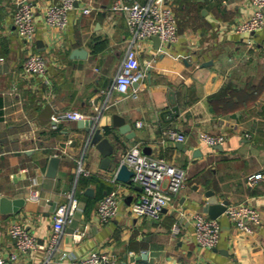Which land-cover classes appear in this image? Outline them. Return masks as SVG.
Returning <instances> with one entry per match:
<instances>
[{"label":"crops","instance_id":"0c3cea01","mask_svg":"<svg viewBox=\"0 0 264 264\" xmlns=\"http://www.w3.org/2000/svg\"><path fill=\"white\" fill-rule=\"evenodd\" d=\"M33 1L37 32L28 47L12 20L14 0H0V197L25 198L16 212L0 210V254L15 249L8 227L18 218L40 242H49L54 212L73 191L81 206L50 264H71L72 257L94 250L114 254L113 264H264V26L252 34L231 29L250 14V0H170L178 39L140 41L145 76L130 88H137V96L112 88L132 39L126 10L112 9L115 0H79L67 28L60 29L46 20L47 5L57 0ZM84 5L91 11L83 12ZM30 50L46 56L48 81L23 75ZM108 97V107L95 120L115 143L117 164L126 150L138 147L186 169L187 187L169 196L159 219L132 212L141 186L119 180L116 167H103L101 151L89 143L79 120L53 122L57 110L93 114ZM114 113L131 123L135 136L119 131ZM168 128L186 138H172L164 133ZM200 131L225 133L226 139L209 145L200 140ZM54 157L58 161L50 173ZM82 157L89 172L78 174ZM258 172L262 176L250 183L249 175ZM35 180L41 200L29 197ZM117 185L122 187L121 209L101 222L95 215L98 200ZM209 189L221 201L257 206L262 223L241 232L223 212L218 246H199L192 213L208 214ZM176 220L180 229L174 234ZM44 254V249L22 252L13 264H42Z\"/></svg>","mask_w":264,"mask_h":264},{"label":"built area","instance_id":"2783aa9c","mask_svg":"<svg viewBox=\"0 0 264 264\" xmlns=\"http://www.w3.org/2000/svg\"><path fill=\"white\" fill-rule=\"evenodd\" d=\"M79 0H57L47 5L46 20L51 26L66 29L69 23V13L77 6ZM252 10L248 16L231 27L233 31L241 34H252L264 26V0H250ZM227 4L228 0H222ZM91 5H84L83 12L91 11ZM112 9H121L128 12V25L132 32L131 42L122 58L119 70L114 77L112 88L122 94L132 93L137 96V88L131 90V85L141 81L145 71L140 66L138 46L141 40L158 35L162 40L174 42L178 39L177 17L170 0H148L141 2L134 0L127 3L123 0H115ZM36 5L33 0H14L12 20L18 34L23 37L28 47H31L36 38ZM22 73L28 78H42L48 81L46 56L35 50H30L23 62ZM103 94H110V90L102 89ZM110 97L105 98L104 104L98 105L93 114L79 109L57 110L53 115L54 124L65 120H80L98 118L102 111L108 107ZM142 125L141 121L137 122ZM164 133L183 141L186 136L174 128L164 130ZM199 138L209 145L224 143L225 133L200 131ZM122 162L126 163L133 171L131 180L141 186L137 198L131 204L132 212L139 217L159 219L163 210L169 206V196L175 195L187 187L188 175L186 169L160 155L142 153L140 148L132 147L123 154ZM78 174L88 173L84 165V158L78 159L76 167ZM262 176L261 172L250 174L248 179L252 183ZM117 182L116 177L111 178ZM166 182V184H165ZM38 180L33 183L29 197L41 200L42 194L37 186ZM121 185L113 187L99 200L95 208V215L101 222L110 221L118 215L121 209ZM68 199L60 203L54 212L53 231L49 242H40L37 236L30 231L21 219L13 220L8 232L15 240V249L8 255L0 254V264H13L20 253L44 249L42 264H50L55 260L59 249V242L65 227L74 219L76 211L81 206V199L71 191ZM224 213L234 222L241 232H252L262 223L260 209L245 201L228 202ZM194 221L195 240L199 246L214 248L218 246L222 224L219 217H211L203 211L192 213ZM180 229V223L176 220L172 225V231L176 234ZM65 256V255H64ZM114 254L99 250L91 251L83 256L72 257L71 264H106L116 263Z\"/></svg>","mask_w":264,"mask_h":264},{"label":"water","instance_id":"95a60500","mask_svg":"<svg viewBox=\"0 0 264 264\" xmlns=\"http://www.w3.org/2000/svg\"><path fill=\"white\" fill-rule=\"evenodd\" d=\"M153 38H155L156 40H160L158 35H153ZM82 52L83 50L80 51V53ZM137 83L138 82H135L133 84ZM175 108L178 109V106H175ZM98 121H96L95 118L80 119L79 125L86 130L89 143L92 145L94 144L101 151L103 155V167L111 169L116 167L117 178L122 181L131 182L133 171L128 167L126 163L120 162V164H117L113 160L114 153L116 152L115 143L111 140V137L106 132V130L104 131L102 129V126L99 125ZM113 124L115 126H118L119 131L121 133L127 134L128 137H133L136 135L135 130L132 129L131 123L127 122L126 118L119 113L113 114ZM123 143H125V141H123ZM51 161L52 166L50 167V173H53L58 158L54 157ZM87 192L92 193V188H88ZM206 194L208 196V202L204 206L205 210L208 212L209 216L218 217L225 211L228 200H219V198L215 195L213 189L207 190ZM24 203V197L10 198L3 195L0 197V210L2 212H16L20 209L21 206L24 205ZM131 260H134V258L131 257ZM106 264L113 263L108 262ZM117 264H128V261H121Z\"/></svg>","mask_w":264,"mask_h":264},{"label":"trees","instance_id":"16d2710c","mask_svg":"<svg viewBox=\"0 0 264 264\" xmlns=\"http://www.w3.org/2000/svg\"><path fill=\"white\" fill-rule=\"evenodd\" d=\"M88 201H90V199H88Z\"/></svg>","mask_w":264,"mask_h":264}]
</instances>
